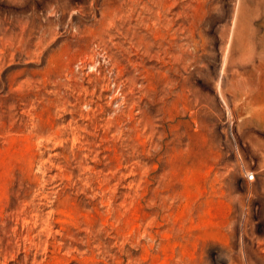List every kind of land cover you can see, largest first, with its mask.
Segmentation results:
<instances>
[{"label": "rangeland", "instance_id": "obj_1", "mask_svg": "<svg viewBox=\"0 0 264 264\" xmlns=\"http://www.w3.org/2000/svg\"><path fill=\"white\" fill-rule=\"evenodd\" d=\"M0 264H264V0H0Z\"/></svg>", "mask_w": 264, "mask_h": 264}, {"label": "built area", "instance_id": "obj_2", "mask_svg": "<svg viewBox=\"0 0 264 264\" xmlns=\"http://www.w3.org/2000/svg\"><path fill=\"white\" fill-rule=\"evenodd\" d=\"M247 177H248L249 179H252L253 176H252V175H248Z\"/></svg>", "mask_w": 264, "mask_h": 264}]
</instances>
